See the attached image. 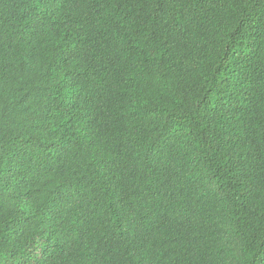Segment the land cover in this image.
Segmentation results:
<instances>
[{
    "label": "trees",
    "instance_id": "1",
    "mask_svg": "<svg viewBox=\"0 0 264 264\" xmlns=\"http://www.w3.org/2000/svg\"><path fill=\"white\" fill-rule=\"evenodd\" d=\"M0 264H264V0H0Z\"/></svg>",
    "mask_w": 264,
    "mask_h": 264
}]
</instances>
